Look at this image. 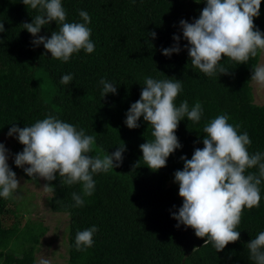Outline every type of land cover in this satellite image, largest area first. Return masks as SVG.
Wrapping results in <instances>:
<instances>
[{
  "label": "trees",
  "instance_id": "obj_1",
  "mask_svg": "<svg viewBox=\"0 0 264 264\" xmlns=\"http://www.w3.org/2000/svg\"><path fill=\"white\" fill-rule=\"evenodd\" d=\"M66 22L83 23L86 11L91 21L92 53L83 49L68 62L51 57L43 45L23 29L39 14L22 0H0V133L13 125L31 126L49 115L83 129L95 137L91 156L112 154L123 144L126 150L119 167L93 175L95 188L83 196V185L63 184L56 173L54 192L46 198L50 211L67 215L66 264H256L247 244L264 231V180L259 185L258 207L245 208L236 230L240 239L219 252L205 238L195 236L184 225L176 227L172 214L182 206L174 173L183 169L181 156L191 159L195 148H202L204 127L218 115L227 114L229 123L240 125L238 134L248 133L250 154L264 153V103L252 101L251 75L260 50L246 64L222 57L228 74L207 76L193 66L185 45L181 19L191 23L199 18L206 0H61ZM255 26L264 31V0ZM60 25L50 22L38 36L50 37ZM156 33L153 38L148 35ZM173 35L181 37V51L170 57L162 50L173 45ZM72 74L68 85L61 77ZM181 80L182 90L174 103L187 101L189 108L202 105L199 122L185 116L175 135L181 148L174 151L159 170H150L139 146L154 140L153 128L138 121L129 129L124 121L130 105L140 98L144 80ZM101 79L117 86V94L102 98ZM15 135V134H14ZM14 155L23 150L15 138ZM16 174L36 184L23 168L8 163ZM27 167V165H25ZM259 174L258 168L246 170ZM47 182V181H46ZM83 196V206H75L72 194ZM12 197H0V264H35L39 238L46 231L37 220L25 218L12 205ZM175 206V207H173ZM95 225L94 244L77 250L76 234ZM203 245V246H202Z\"/></svg>",
  "mask_w": 264,
  "mask_h": 264
},
{
  "label": "clouds",
  "instance_id": "obj_2",
  "mask_svg": "<svg viewBox=\"0 0 264 264\" xmlns=\"http://www.w3.org/2000/svg\"><path fill=\"white\" fill-rule=\"evenodd\" d=\"M22 3L39 11L31 23L22 24L23 29L35 37L32 44H42L52 58L66 63L81 49L86 53L95 50L90 39L91 29L87 26L91 18L86 11L79 12L83 23L66 22L67 12L61 0H22ZM260 6L261 0H206L198 19L191 23L181 19L179 25L187 41L185 48L191 64L207 76L228 74L229 70L220 64L222 57L246 64L250 57L257 56L258 50L264 51V33L254 24V18L260 15ZM50 22L60 25L59 31H52L50 37L38 36L42 27ZM4 30L0 23V32ZM148 35L156 37L155 32ZM180 39L173 35V45L163 49L162 54L166 57L178 54ZM250 79L264 85V64L254 68ZM72 80V74H66L60 83L68 85ZM100 83L103 85L102 98L117 94L115 84L103 79ZM181 90V80L147 77L140 98L125 114L124 123L129 129L138 128L141 117L153 128L154 140L139 146L142 159L150 170L165 167L167 158L182 147L175 135L179 122L185 116L193 122L201 119L203 108L199 102L191 108L186 100L176 106L174 101ZM239 128L240 125L229 123L227 114L218 115L203 129L206 133L202 139L203 147L195 148L191 159L181 156L183 169L174 173V182L179 185L178 195L183 200L182 206L172 214L177 221L176 227L184 225L193 229L196 237H207L203 245L212 243L217 252L240 239V231L236 228L243 210L258 207L261 200L259 185L264 180V153L250 154L251 139L246 131L238 134ZM14 134L23 145V150L14 156L16 167L23 168L29 177H39L47 182L55 180L56 173L64 178L61 185L80 182L83 196L92 195L95 188L93 175L119 167L126 150L122 142L111 155L93 157L90 153L95 137L52 115L31 126L13 125L7 136ZM8 159L9 150L0 143V197L6 199L21 185L8 165ZM253 168H258L259 174H246V170ZM43 187L54 192V185L50 183ZM83 196L72 194L75 206H83ZM97 231L93 225L78 232L77 250L91 248ZM247 247L251 259L256 264H264V231L251 239ZM37 264H51V261L42 252Z\"/></svg>",
  "mask_w": 264,
  "mask_h": 264
},
{
  "label": "rangeland",
  "instance_id": "obj_3",
  "mask_svg": "<svg viewBox=\"0 0 264 264\" xmlns=\"http://www.w3.org/2000/svg\"><path fill=\"white\" fill-rule=\"evenodd\" d=\"M264 33V31H263ZM264 64V51H260L257 66ZM252 101L256 104L264 103V85L250 81ZM16 142L15 135L8 137L7 133H0V143H3L9 150L8 163L14 159L13 145ZM20 181V187L12 196V205L16 206L25 218L39 221L46 227V231L39 238V243L35 251V264H37L40 254L43 252L51 261V264H66L67 248V215L49 210L46 198L51 195V191L45 190L44 184H56V179L46 182L38 177L36 184L27 182L20 175L16 174Z\"/></svg>",
  "mask_w": 264,
  "mask_h": 264
}]
</instances>
